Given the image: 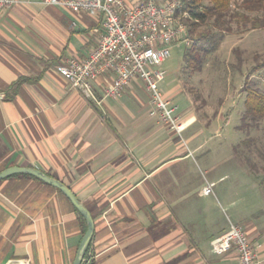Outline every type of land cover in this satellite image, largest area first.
<instances>
[{
	"label": "crops",
	"instance_id": "crops-1",
	"mask_svg": "<svg viewBox=\"0 0 264 264\" xmlns=\"http://www.w3.org/2000/svg\"><path fill=\"white\" fill-rule=\"evenodd\" d=\"M102 33L97 11L41 0L0 10V172L36 168L66 184L94 219L93 264H239L236 250L211 251L229 228L221 217L228 199L225 190L203 188L219 187L234 159L202 151L214 118L209 123L166 82L186 125L184 147L150 116L141 81L113 99L104 92L115 77L103 75L92 84L97 101L55 69L87 58ZM85 227L58 188L27 174L0 180V264H73Z\"/></svg>",
	"mask_w": 264,
	"mask_h": 264
},
{
	"label": "rangeland",
	"instance_id": "rangeland-1",
	"mask_svg": "<svg viewBox=\"0 0 264 264\" xmlns=\"http://www.w3.org/2000/svg\"><path fill=\"white\" fill-rule=\"evenodd\" d=\"M231 8L235 9L236 3ZM230 27L229 32L212 28V41L197 43L201 54L207 52L199 67L185 64V53L194 40L188 47L184 43L173 46L163 65L167 74L161 88L164 91L166 82H171L168 89L179 85L199 115L209 123L214 118L200 137L205 139L202 151L234 156L226 164L230 176L214 188L225 190L228 199H221V217L242 226L254 241L264 245V120L258 125L250 119L242 121L247 89L264 94V27L235 22ZM180 130L185 147L186 125L182 121Z\"/></svg>",
	"mask_w": 264,
	"mask_h": 264
},
{
	"label": "built area",
	"instance_id": "built-area-1",
	"mask_svg": "<svg viewBox=\"0 0 264 264\" xmlns=\"http://www.w3.org/2000/svg\"><path fill=\"white\" fill-rule=\"evenodd\" d=\"M45 5L62 6L73 11H97L103 15V33L87 58L70 57L55 69L86 98L97 99L93 82L107 74L114 75L104 97L120 98L133 81H141L150 95V116L169 130L181 135L178 106L161 88L166 79L163 68L171 48L181 43L190 46L191 16L182 0H41ZM20 0H0V10H9ZM214 183L207 182L205 195L214 193ZM231 250L238 253L239 264H264L263 245L254 241L242 226L230 222L229 228L211 241L213 254ZM91 257L83 260L89 264Z\"/></svg>",
	"mask_w": 264,
	"mask_h": 264
},
{
	"label": "trees",
	"instance_id": "trees-1",
	"mask_svg": "<svg viewBox=\"0 0 264 264\" xmlns=\"http://www.w3.org/2000/svg\"><path fill=\"white\" fill-rule=\"evenodd\" d=\"M184 9L191 16L189 19V32L193 43L185 53V64L189 68L199 67L202 63L203 54L197 49V43L202 41L205 43L211 42L212 28L222 32L231 31L230 24L235 22L238 25L247 26L251 24V28L264 27V0H182ZM238 1H240L238 3ZM236 3V8L231 6ZM260 15H257L259 14ZM262 13V14H261ZM205 26L203 31L200 30ZM248 93L245 99V114L242 121L250 119L255 125H258L261 120H264V94L257 89L248 88ZM264 184V177L262 179ZM83 218V217H82ZM86 224L85 219L83 218ZM86 232V227L84 233ZM85 255V259L89 258V250ZM92 262V259H90ZM93 263V262H92Z\"/></svg>",
	"mask_w": 264,
	"mask_h": 264
},
{
	"label": "water",
	"instance_id": "water-1",
	"mask_svg": "<svg viewBox=\"0 0 264 264\" xmlns=\"http://www.w3.org/2000/svg\"><path fill=\"white\" fill-rule=\"evenodd\" d=\"M15 174H27L34 176L41 181L48 183L56 188H58L72 203L75 209L79 212V214L85 219L86 221V232L81 240L79 245L76 258L73 264H83V260L91 243V240L94 235V219L90 213V211L83 205V203L77 198V196L72 192V190L63 182L55 179L39 169L30 168V167H10L6 170L0 172V180L8 178ZM89 264H93L90 262Z\"/></svg>",
	"mask_w": 264,
	"mask_h": 264
}]
</instances>
